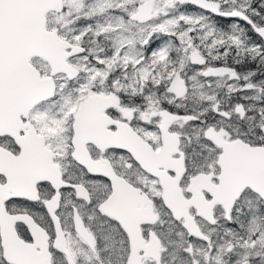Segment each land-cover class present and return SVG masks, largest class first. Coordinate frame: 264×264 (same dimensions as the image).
I'll return each mask as SVG.
<instances>
[{
	"label": "snow or ice",
	"instance_id": "1",
	"mask_svg": "<svg viewBox=\"0 0 264 264\" xmlns=\"http://www.w3.org/2000/svg\"><path fill=\"white\" fill-rule=\"evenodd\" d=\"M0 264H264V0H0Z\"/></svg>",
	"mask_w": 264,
	"mask_h": 264
}]
</instances>
